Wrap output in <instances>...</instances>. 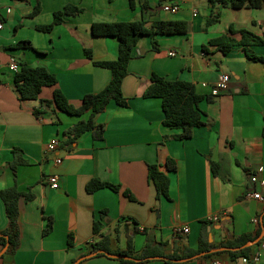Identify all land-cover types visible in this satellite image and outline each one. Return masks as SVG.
Masks as SVG:
<instances>
[{
	"label": "crops",
	"instance_id": "crops-1",
	"mask_svg": "<svg viewBox=\"0 0 264 264\" xmlns=\"http://www.w3.org/2000/svg\"><path fill=\"white\" fill-rule=\"evenodd\" d=\"M167 3H178L179 9L166 10ZM67 4L82 11L66 14L50 31L38 28L51 23L54 12ZM37 6L40 10L32 14ZM0 7L4 21L0 29V188L16 186L24 193L19 200L20 245L15 252L6 250L0 264H69L99 239L94 220L102 210L107 211L102 232L109 235L111 249H127L132 236L136 253L146 242L144 228L157 242L166 243L167 254L198 248L204 220L212 221L208 230L216 245L231 235H255L262 229L264 199L250 197L248 191L254 186L264 196V62L249 59L240 44L224 54L209 41L225 34L241 39L240 29L264 37V7L236 8L223 0H0ZM215 15L218 19L207 24ZM156 19L184 20L189 30L157 35L158 48L151 36L141 37L122 84L128 105L113 99L95 117L105 126L103 138L87 131L71 145L64 143V131L90 112L71 114L55 104L42 108L41 98L52 99L53 87H44L38 99L19 98L15 71L9 66L12 58L46 66L55 73L57 86L69 102L79 107L87 93L102 90L112 78L111 69L95 61H113L119 53L117 37L94 35L92 24L144 20L150 26ZM231 26L237 31L231 33ZM20 40L31 41L42 52L16 47ZM251 48L264 56V44ZM153 73L191 81L205 95L212 93L222 74L229 75V82L213 101L200 102L205 123L196 126L191 137L179 139L181 129L164 124L162 99L144 96ZM36 109L42 110L37 114ZM54 138L60 144L49 151L47 145ZM15 149L24 159L16 169L11 165ZM57 157L63 161L57 163ZM168 159L176 162V170H166ZM212 162L218 164L217 173ZM149 164L167 171L168 197H157ZM51 174L59 176V187L50 186ZM94 178L118 184L120 190L105 186L89 192L87 184ZM50 217L53 228L45 234ZM8 225L0 197V231ZM184 226L189 227L188 233L175 232ZM134 227L139 231L132 234ZM3 248L0 244V253ZM220 258L222 264H264V249L256 263H245L242 256ZM203 261L194 256L176 262L161 257L130 263L104 254L88 257L82 264Z\"/></svg>",
	"mask_w": 264,
	"mask_h": 264
},
{
	"label": "trees",
	"instance_id": "trees-1",
	"mask_svg": "<svg viewBox=\"0 0 264 264\" xmlns=\"http://www.w3.org/2000/svg\"><path fill=\"white\" fill-rule=\"evenodd\" d=\"M213 1V0H211ZM224 3L230 4L233 7H264V0H223ZM133 2V0H132ZM40 10L37 6L32 14H36ZM82 11V8L74 5L67 4L63 10L54 12L53 21L49 24L38 25V28L45 31H50L55 25L61 23L64 20L66 14H76ZM218 19V15L207 19V24L215 22ZM189 30V24L184 20H164L156 19L150 26L144 20H124V21H112V22H94L92 24V32L98 36H115L119 40V53L118 58L113 61H95L96 64L105 66L111 69L112 78L110 82L100 91L87 93L83 97V102L79 107H76L69 102V99L65 96L63 91L57 86V77L55 73L50 71L44 65H29L26 61H17L20 64V68L15 72V88L19 93L20 99H38L44 87H53L52 99L41 98L42 108H47L50 105H56L59 109L71 113L81 115L85 112H90L88 118H84L70 126L64 131L65 139L64 143L71 145L76 139L87 131H92L95 138H103L105 126L102 123H98L95 119L96 115L102 112L107 104L111 100H116L118 104L127 106L128 100L123 94L122 84L124 78L129 74V62L134 57L135 48L142 36L149 35L154 39V46H157L156 37L159 34H178L186 33ZM237 30L231 26L230 32L234 33ZM242 34L241 39H236L230 34L221 35L213 38L209 41L210 45H214L218 50L224 54L228 53L234 45L240 44L244 47L246 55L249 59L255 61H263L264 56L256 54L251 45L264 44V37L255 34L248 29H240ZM16 47L32 48L37 52H42L36 49L32 42L29 40H20L15 44ZM204 50L207 51V46L204 45ZM86 53L89 57H92V51L86 49ZM151 84L146 88L144 92L145 97H160L163 102V109L165 111L164 124L166 126H172L180 128L181 131L177 135L179 139L189 138L193 135L194 128L196 126L205 123V112L200 107V102L204 99L207 101H213L217 95L211 93L208 95L201 94L197 91L195 84L188 80L182 79H168L165 76L153 73ZM42 109H36L35 112L39 114ZM15 159L11 165L14 169L24 162L19 156V149L14 150ZM215 173L218 172V164L212 162ZM177 168V164L174 160L168 159L166 163V170L174 171ZM149 180L155 184L157 189V197H168L170 177L167 171L161 169L159 164H149ZM111 187L112 189L119 191L120 185L114 184L108 181H102L98 178H94L87 184V190L94 192L101 187ZM130 197L132 195L126 191ZM24 193L16 186L7 188H0V197L5 203L7 216L9 219L8 227L0 231V244L4 247L7 243L8 253L15 252L20 245V225H19V200ZM31 197V195H26ZM106 210H102L99 218L94 220V233L99 236V239L91 241L87 245L85 252L78 258H73L69 264H75L78 259L83 256L90 255H104L100 252V249H104L114 253H124L131 255L139 260H149L151 257L162 256L169 262H176V259L183 257L191 258L195 255L207 252L199 257L201 260H210L214 257H222L225 255L231 258H237L239 256L250 257L253 254L254 245L241 248L239 250H219L215 252H208L215 247L227 246L237 247L243 245L248 240L255 239L262 231L260 229L257 234L252 235L248 233L241 234L239 236L231 235L228 239L222 241L219 245H216L209 240L208 226L212 221H202L200 244L198 248L185 249L180 253L167 254L165 251L166 243L157 242L150 236L149 230L144 228L143 231L147 233L145 245L139 253H136L133 246L132 236L128 240L127 249L113 250L110 247V237L102 232L104 227ZM54 224V218L50 217L48 226L44 229V233H48L52 230ZM117 230L118 227H116ZM139 229L134 227L131 233L138 232ZM260 241L257 243L259 244ZM69 246L74 244L73 234L68 238ZM91 257V256H90ZM88 258V257H87ZM86 259V258H85ZM85 259H81L78 264H82ZM121 262L133 263L135 259L115 258Z\"/></svg>",
	"mask_w": 264,
	"mask_h": 264
},
{
	"label": "built area",
	"instance_id": "built-area-1",
	"mask_svg": "<svg viewBox=\"0 0 264 264\" xmlns=\"http://www.w3.org/2000/svg\"><path fill=\"white\" fill-rule=\"evenodd\" d=\"M164 9L175 12L179 9V4L178 3H167L164 5ZM0 12H1V7H0ZM3 26H4V21L0 20V29L3 28ZM170 54L174 55L175 52L171 51ZM9 66H10V69L15 71V72H17L20 68V64L16 58L11 59ZM228 82H229V75L222 74L220 79L213 86L212 93L215 95H219L222 91L227 89ZM59 144H60L59 139L54 138L48 143L47 150L55 151L57 149V147L59 146ZM56 161H57V163H61L63 161V158L57 157ZM47 180H48L50 186L53 188H57L60 185L59 176L57 174L49 175ZM251 180L253 183H255L257 181V176L256 175L251 176ZM263 183H264V181H263ZM248 195L250 197H254L256 199H264L262 192L257 191L254 188V186L250 188V190L248 191ZM175 232L176 233H179V232L188 233L189 227L188 226L177 227L175 229ZM262 249H264V237L260 241L258 251L254 252L250 257L242 256V260L245 263H251V262L256 263V262H258L260 259V250H262ZM201 264H222V259L219 257H214L210 260H206V261L201 262Z\"/></svg>",
	"mask_w": 264,
	"mask_h": 264
},
{
	"label": "water",
	"instance_id": "water-1",
	"mask_svg": "<svg viewBox=\"0 0 264 264\" xmlns=\"http://www.w3.org/2000/svg\"><path fill=\"white\" fill-rule=\"evenodd\" d=\"M210 229V228H209ZM264 237V225H262V232L260 233V235L258 237H256L255 239H251V240H248L246 243H244L243 245H240V246H237V247H227V246H221V247H215L213 249H211L210 251L208 252H215V251H219V250H239L241 248H245V247H248V246H252V245H255L256 243H258L262 238ZM209 240L210 242H213V235L210 231V234H209ZM8 244L7 243L3 250L1 251L0 253V257L1 255L7 250L8 248ZM100 252L101 253H104L105 255L109 256V257H112V258H124V259H135V260H139L138 258H135L131 255H127V254H124V253H114V252H109V251H106L104 249H100ZM207 252H202V253H199L197 255H195L196 257H200L204 254H206ZM92 256V254L90 255H86V256H83L81 257L80 259H78V261L75 263V264H78V262L81 260V259H85L87 257H90ZM162 256H155V257H151V258H161ZM183 260H186V258H180V259H176V261H183Z\"/></svg>",
	"mask_w": 264,
	"mask_h": 264
},
{
	"label": "rangeland",
	"instance_id": "rangeland-1",
	"mask_svg": "<svg viewBox=\"0 0 264 264\" xmlns=\"http://www.w3.org/2000/svg\"><path fill=\"white\" fill-rule=\"evenodd\" d=\"M122 245H123V242H122Z\"/></svg>",
	"mask_w": 264,
	"mask_h": 264
}]
</instances>
